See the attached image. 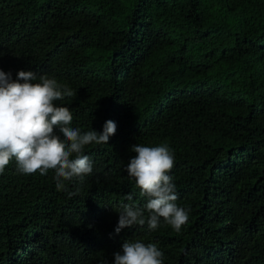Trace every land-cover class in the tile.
Here are the masks:
<instances>
[{"label":"trees","instance_id":"trees-1","mask_svg":"<svg viewBox=\"0 0 264 264\" xmlns=\"http://www.w3.org/2000/svg\"><path fill=\"white\" fill-rule=\"evenodd\" d=\"M0 70L47 75L93 171L58 191L54 172L0 174V264H114L126 241L163 264H264V0H0ZM38 82V81H37ZM135 144L167 145L180 232L161 219L115 229Z\"/></svg>","mask_w":264,"mask_h":264},{"label":"clouds","instance_id":"clouds-1","mask_svg":"<svg viewBox=\"0 0 264 264\" xmlns=\"http://www.w3.org/2000/svg\"><path fill=\"white\" fill-rule=\"evenodd\" d=\"M38 81V82H37ZM75 93L47 75L37 76L31 71H19L16 80L11 73L0 70V174L14 160L17 172L46 175L54 172L56 189L67 191L66 181H83L93 171L89 157L84 154L88 145L108 144L116 132L113 121H107L102 132L81 133L71 126L73 116L68 107L56 101ZM130 151L126 172L135 181L140 195L147 203L141 207L133 202V194L124 199L115 213L118 224L115 232L124 228L144 226L150 231L160 226L161 219L180 232L188 220V211L176 203V186L169 173L175 157L167 145L135 144ZM80 189L67 191L71 198ZM114 264H163V252L155 243L126 240L114 254Z\"/></svg>","mask_w":264,"mask_h":264}]
</instances>
